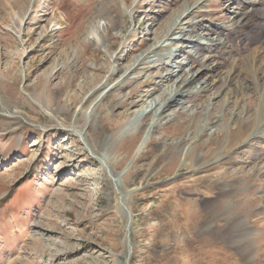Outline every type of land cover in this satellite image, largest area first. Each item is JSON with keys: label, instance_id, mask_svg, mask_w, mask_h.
I'll use <instances>...</instances> for the list:
<instances>
[{"label": "rangeland", "instance_id": "374dc122", "mask_svg": "<svg viewBox=\"0 0 264 264\" xmlns=\"http://www.w3.org/2000/svg\"><path fill=\"white\" fill-rule=\"evenodd\" d=\"M195 1L0 0V264H124L126 244L129 264H264V134L248 139L264 129V14L251 12L239 27L227 0H201L137 79L121 75L151 46V22L160 37ZM98 21L106 26L103 49L85 33ZM191 21L230 29L223 38L233 54L223 66L240 70V95L204 107L208 90L184 110H168L177 111L172 121L138 154L150 116L137 130L128 113L164 98L172 80L157 77L170 71L177 34ZM51 112L65 126L85 127L94 150L114 157L115 172L128 167L130 243L110 183ZM126 126L132 139L120 134ZM198 160L203 169L192 172Z\"/></svg>", "mask_w": 264, "mask_h": 264}, {"label": "bare ground", "instance_id": "6f19581e", "mask_svg": "<svg viewBox=\"0 0 264 264\" xmlns=\"http://www.w3.org/2000/svg\"><path fill=\"white\" fill-rule=\"evenodd\" d=\"M227 2L229 3L228 4L229 6L228 8L230 11L229 18L231 21H236L238 23L237 26L239 27H242L247 24L248 19H250L251 12H255L259 16L260 15L262 16V14H264V0H227ZM199 4H201V0L186 4L182 9V11L175 18L171 19V21L168 20L169 22H167V24L164 25L163 30L165 33L164 34L161 33L162 36L160 34V37L155 30L156 26L158 25V21L154 20L153 22H151V24L145 29V35L152 36V39L149 38V40H151L152 42L151 46L146 49L143 55L132 57L128 61L130 63V66L122 69L123 71V74H121L122 78L126 77L127 79L131 77L133 79H137V77L134 76V74L136 70L139 68V66L143 65L145 61L148 59V57L151 58V63H153L158 58V53L160 49L159 44L163 40L164 41L166 40V35L168 36V34L171 32V30L174 28V26L177 24L178 21H180L182 25V22L184 20L189 19V16L191 15V13H193V11L196 10L195 8L199 6ZM177 28H179V26L175 27V30ZM210 28L212 29L210 30ZM229 30L230 29L225 28L224 26L219 24H210V23L204 24L194 21H191L189 23L187 22L186 28L183 29L181 28L179 30L177 34L178 38L174 45L175 47L174 56L172 58V61L169 60L166 63V66L170 71L168 70L169 72L163 77H159V78L157 77V82L160 84L172 80L171 85L167 89L165 88L166 93L164 94L165 95L164 98L159 99L154 97L151 98L149 102L142 101L140 107L128 113V116L130 117L129 120H131L129 124L135 125L137 130L140 126L139 125L140 121L144 119L146 116L148 115L150 116V117L148 116L149 117L148 125L145 128L141 141L136 149L137 150L136 153L139 154L143 150L144 145L147 144L148 142L150 134L155 132L154 131L155 128L160 127L164 124H168L169 122L172 121L177 111L173 114L172 113L166 114L168 110H171L173 108L174 110H178V111L184 110L185 108H187L185 107V101L193 99L201 95L202 93H206L208 90L214 92L212 93V95L210 94L209 96L206 97L207 99L204 102L206 105H203L204 107H207L208 105L212 104L214 100H218L222 96L235 99L237 98V96L240 95V93L237 90L235 91L234 89L237 86V78L240 70L238 68L226 69L223 66V61L230 58L233 54L232 51L233 49L229 45L230 43L226 41L227 38L225 37L223 38V36H226V32H228ZM85 33L87 35L86 38L92 41L96 48H100V49L105 48L106 41L103 40V35L106 33L105 22H101V21L90 22L86 27ZM176 33L177 32L175 33L173 32V35L174 34L176 35ZM19 34L20 32L17 33V35ZM108 71L113 74L115 72V68L113 66H109ZM127 74L129 75L126 76ZM100 83L96 85L98 86ZM96 85L95 87H97ZM84 98L85 97H83V99ZM92 103L93 105L90 111L87 113L88 122L92 112H94V110L97 109L98 105L100 104L97 103L96 101ZM39 106L40 105H38V107ZM200 107L198 106L197 108ZM59 111L60 109L55 110L56 114H58ZM56 114H53V112H51L48 113L47 115L50 117L51 120L55 122V124L60 129L62 130L64 129L65 131L72 133L78 139L84 151L96 161L102 172V176L103 175L105 176V179L110 183L115 193L116 199L118 201V207L120 213L126 219L127 213L130 214L128 208V198L132 194V191L123 189L122 178L123 176H125L126 172L128 171V167L120 172H115L113 166V164L115 163L114 157L107 156L102 149L99 152L95 151L96 149L94 150L90 142H88L87 140L88 136L86 134L88 130L85 129V127L84 128L77 127L75 124V120L70 122L69 125L65 126L62 122H60L57 119V117L55 116ZM14 116L20 117V115L18 114ZM262 120L264 121V116L262 117ZM127 127L128 126L120 130L121 131L120 134L122 137L124 136L129 139H132L134 135L129 134L127 132L128 131ZM43 129L46 130V128L44 127ZM253 132H254L253 135H251L248 139L258 138L259 136H262L264 134V129L258 132L257 129L255 128ZM105 142L106 139L103 141V146ZM189 149L191 148L188 147L186 149H183L182 153L187 154ZM199 162L200 161L198 160L189 165L192 172H198L202 168L200 167L201 165H198ZM184 164L185 162H183L182 164L183 167L185 166ZM126 226L127 223L125 225V230H126ZM130 228H131V224L129 226V230ZM43 235L44 234L41 233L39 234L41 238L43 237ZM126 247H127L126 249L130 250L129 245L126 244ZM128 256L129 253L127 254V258ZM125 258H126V253H125Z\"/></svg>", "mask_w": 264, "mask_h": 264}, {"label": "water", "instance_id": "95a60500", "mask_svg": "<svg viewBox=\"0 0 264 264\" xmlns=\"http://www.w3.org/2000/svg\"><path fill=\"white\" fill-rule=\"evenodd\" d=\"M127 226H126V232H125V237H126V242H128V243H130V237H129V226H130V224H131V222L133 221L132 220V216L129 214V213H127ZM130 249V248H129ZM131 252H132V250L130 249L129 251H128V253H129V256H128V258H126L125 259V263L124 264H129V258H130V255H131Z\"/></svg>", "mask_w": 264, "mask_h": 264}]
</instances>
